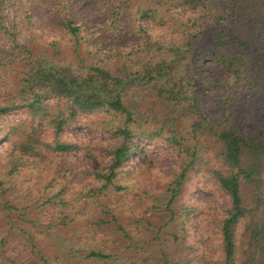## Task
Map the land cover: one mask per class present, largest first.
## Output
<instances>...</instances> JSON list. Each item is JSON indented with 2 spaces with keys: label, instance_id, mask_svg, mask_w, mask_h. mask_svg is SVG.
Instances as JSON below:
<instances>
[{
  "label": "trees",
  "instance_id": "obj_1",
  "mask_svg": "<svg viewBox=\"0 0 264 264\" xmlns=\"http://www.w3.org/2000/svg\"><path fill=\"white\" fill-rule=\"evenodd\" d=\"M8 1L30 39L0 52V264H264V0ZM74 124L117 141L113 160L74 141ZM158 139L180 167L140 190L141 141ZM72 151L98 161L77 187L54 170ZM135 152L145 170L127 164ZM205 175L231 198L216 255L185 198Z\"/></svg>",
  "mask_w": 264,
  "mask_h": 264
},
{
  "label": "rangeland",
  "instance_id": "obj_2",
  "mask_svg": "<svg viewBox=\"0 0 264 264\" xmlns=\"http://www.w3.org/2000/svg\"><path fill=\"white\" fill-rule=\"evenodd\" d=\"M3 14H0V52L10 49L14 46V40L19 43L29 42L30 32L21 18L22 9L15 7L8 0H4L1 5ZM79 12L83 16H96L98 9L94 6L80 9ZM33 21L36 26H39L41 21L40 14L33 11ZM57 31L61 30L57 27ZM208 71L214 73L216 76L224 77L227 71L214 64L208 63ZM9 90V83L6 78H0V103ZM19 117L17 113L11 116V120ZM36 130L41 136L51 137L52 130L47 128L44 124L38 123ZM70 137L80 144H97L99 141L100 147L98 154L105 160H113L112 149L117 145V141L110 136H105L97 129H93L81 124H74L68 129ZM144 155L151 162V174H144L140 179V190L154 189L156 181H169L172 173L179 169L180 161L177 154L176 147L166 143L163 139H158L155 142L141 141ZM2 149L10 151L9 146ZM55 171L59 174L67 173L69 182L73 187H77L86 182L87 172L94 170L98 166V161L91 157L86 151H72L62 154H56L54 157ZM127 164L132 167L146 169V163L140 153H133L127 160ZM27 178L28 186L33 185ZM39 187H36V189ZM190 204H195L199 210L191 218L189 227L194 238H210V242H200L203 248L211 255L219 254L221 238L219 229L221 227V219L225 215L226 209L231 206V198L225 192L219 182L212 176L205 175L196 180L191 191L185 197ZM147 217L153 222L161 221V215L154 211L147 212Z\"/></svg>",
  "mask_w": 264,
  "mask_h": 264
}]
</instances>
